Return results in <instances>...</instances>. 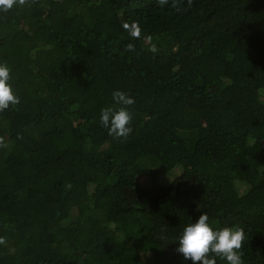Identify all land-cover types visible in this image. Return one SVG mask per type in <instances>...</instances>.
Here are the masks:
<instances>
[{
	"label": "trees",
	"instance_id": "obj_1",
	"mask_svg": "<svg viewBox=\"0 0 264 264\" xmlns=\"http://www.w3.org/2000/svg\"><path fill=\"white\" fill-rule=\"evenodd\" d=\"M172 4L0 12L20 99L0 112V264H192L176 242L202 213L264 264V0ZM114 91L135 99L126 140L100 123Z\"/></svg>",
	"mask_w": 264,
	"mask_h": 264
},
{
	"label": "clouds",
	"instance_id": "obj_2",
	"mask_svg": "<svg viewBox=\"0 0 264 264\" xmlns=\"http://www.w3.org/2000/svg\"><path fill=\"white\" fill-rule=\"evenodd\" d=\"M188 2L191 4V0ZM27 3L28 0H0V12L7 13L17 5L22 7ZM168 3L169 0H157L160 7ZM172 7H176V0H173ZM123 27L133 39L140 37L142 30L138 23L133 22L131 25L125 23ZM128 50L134 51V46L129 44ZM151 51H156L155 46ZM10 80L11 69L6 62H0V112L20 103ZM112 96L116 106L100 110V123L108 129L109 136L126 140L133 132L131 127L133 113L130 109L135 104V99L122 91H114ZM0 147H6L3 138H0ZM160 239L164 240L166 237L161 236ZM244 240L243 228L223 227L214 230L209 223V216L202 213L197 221L183 228L176 242L179 244L176 251L182 254L185 260L192 261V264H217V257L227 264H244L242 252ZM0 243H3L2 239Z\"/></svg>",
	"mask_w": 264,
	"mask_h": 264
},
{
	"label": "rangeland",
	"instance_id": "obj_3",
	"mask_svg": "<svg viewBox=\"0 0 264 264\" xmlns=\"http://www.w3.org/2000/svg\"><path fill=\"white\" fill-rule=\"evenodd\" d=\"M264 23H257L255 26H254V28L251 30V32H250V35H253V36H259L260 34H257L256 33V29L259 27V26H261V25H263ZM262 35H264V34H262ZM145 176L144 175H141V176H139L138 177V179H137V181H141V182H144L145 181V179L143 180L142 178H144ZM150 185V184H149ZM135 199H136V193H135V191H130L129 192V195H128V202L129 203H132L133 201H135Z\"/></svg>",
	"mask_w": 264,
	"mask_h": 264
}]
</instances>
